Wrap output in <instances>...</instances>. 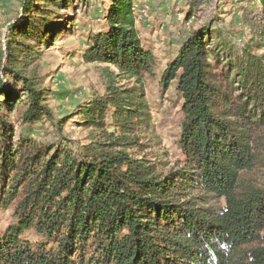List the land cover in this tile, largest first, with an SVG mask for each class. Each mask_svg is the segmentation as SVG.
Returning a JSON list of instances; mask_svg holds the SVG:
<instances>
[{"label":"trees","instance_id":"16d2710c","mask_svg":"<svg viewBox=\"0 0 264 264\" xmlns=\"http://www.w3.org/2000/svg\"><path fill=\"white\" fill-rule=\"evenodd\" d=\"M77 1L89 2L21 0L24 13L9 26L0 62V211L11 208L16 221L0 233V264H264V188L241 180L264 165V53L239 51L205 26L183 41L161 76L164 87L176 81L184 117L182 159L164 172L137 156L148 148L146 76L156 59L136 27V1L113 0L106 29L84 53L87 63L108 66L103 93L80 109L90 143L73 151L15 139L12 112L22 110L24 123L53 119L36 68L61 32L60 11Z\"/></svg>","mask_w":264,"mask_h":264},{"label":"rangeland","instance_id":"374dc122","mask_svg":"<svg viewBox=\"0 0 264 264\" xmlns=\"http://www.w3.org/2000/svg\"><path fill=\"white\" fill-rule=\"evenodd\" d=\"M113 0L77 1L61 10L57 22L59 36L42 47L38 69L49 90L48 105L53 119L38 123H24L22 110L9 115L15 129V139L31 135L47 143H59L73 151L90 143L92 128L80 117L84 108L96 95L103 93L104 64L87 63L84 53L90 36L106 29L105 15ZM135 24L143 45L150 48L156 59L153 73L146 76L145 96L151 112V126L145 132L148 144L138 157L161 163L164 172L182 159L179 138L183 114L182 100L176 91V81L164 87L161 76L167 64L177 55L180 45L194 30L210 27L215 37L218 31L239 51L253 48L264 53V8L258 0H135ZM21 0H0V62L5 63L9 26L21 17ZM262 45V46H258ZM115 69L114 66H110ZM6 83V81H4ZM132 83V81H131ZM108 129L111 114L107 115ZM242 185L264 188V165L246 170L241 175ZM211 204L225 206L224 198H214ZM16 221L12 209L0 211V233ZM35 239L34 233H28Z\"/></svg>","mask_w":264,"mask_h":264}]
</instances>
